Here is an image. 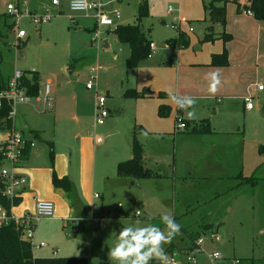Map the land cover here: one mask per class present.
Here are the masks:
<instances>
[{
  "label": "rangeland",
  "instance_id": "374dc122",
  "mask_svg": "<svg viewBox=\"0 0 264 264\" xmlns=\"http://www.w3.org/2000/svg\"><path fill=\"white\" fill-rule=\"evenodd\" d=\"M8 1L10 0H0V75L8 79L14 76L16 69L20 71L30 68L39 69L41 71L39 84L43 90L44 75L52 77L53 73L60 72L59 64L63 65L66 57L67 59L75 58V69L69 73L61 71L65 75L58 76L56 79L68 84L75 100L80 102L81 97L87 91L85 86L89 71L92 67H96L93 113L92 111L87 112L84 118L94 133L104 130L106 134H109L97 150L92 147L91 152H87L85 162L77 167L78 170L81 167L88 171V181L94 185L93 192L89 191V188L82 190L83 197L81 198L84 201L81 203L82 206H73L70 203L73 207L72 211L75 209L77 213L75 216L72 215L67 201L64 204L59 202V199L53 200L54 203L57 201L56 205L58 204V207L55 206L53 217L35 221L32 240L34 242L43 241L46 244L35 248L33 253L39 256L88 255L92 264H111L108 252L115 245L118 233L124 226L135 227L137 220L141 221L139 226L146 224L157 226L162 222V214H169L180 225V234L171 241L176 249L186 244L189 245L191 237L204 235L207 238L202 247L205 248L206 245L209 249H217L221 254L222 258L216 259L214 264H233L232 261L235 258L240 259V264L251 262L264 264V159L258 156V142L255 141L256 131L261 127L259 121H263L261 117H256L255 114L252 115L243 110V101L239 97L226 101L222 105L219 104L217 112L213 108L214 104L206 105L203 99L193 98L195 104L187 111H194L196 119L208 118L211 131L195 134V139H186L180 135L173 139V133L165 132L162 135L158 133L154 136L153 133H147L143 128L140 131L135 130L139 143L145 149L147 165L153 168L157 158L156 161L163 163L164 167L157 168L160 175L124 180L116 173V164L118 160H124L129 156L123 128L127 124L132 129V123L130 122L129 125L125 119L120 117L121 121H114L112 126L105 128L101 124H95L94 108L96 90L102 91L108 87L113 95L110 97L114 102L113 109H116L119 116L128 115L130 117L133 101H118L115 97L117 90L126 81L134 82L137 79L136 68L127 69L125 67L124 59L129 52L128 45L118 42L114 32L103 29V26L99 27L100 37L92 40L93 32L86 26L92 23L91 15L94 16V12L72 11L68 7L67 0H59L65 4L64 12L53 15L47 23L42 25L44 29L40 31H35L36 26L26 17H22L18 24L19 27L27 30L28 35L19 38L16 34L17 27L14 17L9 12V15H4ZM46 1L29 0L30 3L40 5V7ZM91 1L100 2L103 9L112 16L111 10L118 9L120 16L114 17L117 21L133 23L137 18L134 12L139 0ZM160 1L148 0L149 13L142 18L141 24L144 28L150 27V39L155 42L157 51H160V53L159 51L155 53V59L158 61V53L166 59L169 56L176 59L175 54L170 55L163 50L164 44L167 43L174 50L178 45L186 47L189 43L183 46L171 45L167 42L168 39L175 37V34L177 36V31L170 25L171 19L164 15V5L167 2ZM45 6L47 3L43 7ZM200 6L203 10V6L201 4ZM173 7L175 8L174 5ZM48 8L54 13L52 7L48 6ZM77 24L85 27L82 30L75 29ZM205 24H208L207 20H191L190 24L187 22V25L188 28L191 26L194 30L186 31L190 36L198 34L202 38ZM104 36L111 39L113 45L111 49L103 47L101 38ZM19 41L21 45L17 46L16 43ZM147 60L145 57L141 61L146 62ZM141 73L144 74L146 71L142 70ZM245 83L249 86L253 84L254 89H257V83L264 85V61L259 64L257 71L253 70L251 76L245 79ZM259 92L264 94V90ZM39 96L44 104H48L43 100L42 94ZM263 98L264 96L259 97V95L253 97L255 107L260 108L258 104L264 103ZM223 99L220 96L221 102ZM72 100L66 102L65 106L72 104ZM105 107L108 113L112 110L107 103ZM262 112L263 118L264 110ZM182 115L187 117L186 113ZM46 116V114L42 118L34 116L28 122L30 125L45 129V134L48 135L52 123ZM159 119V129L164 131L173 129L172 117ZM16 123L17 126L24 124L21 116L16 117ZM71 123L70 119L64 121V124L56 131L59 148L54 150V156L57 157V166L60 169L71 168L68 165L69 161L66 158L63 143L66 137L72 134ZM262 127L264 128V121ZM3 130L0 128V134ZM184 131L187 130L184 129L179 134ZM241 139L243 150L241 172L238 168L222 167L223 165L219 162L225 163L221 155L227 158L228 162H232L233 151L238 148ZM45 155L44 152L33 153L29 162L31 166L27 173L29 185L38 194L54 190L50 180V170L45 167L48 162L47 155ZM255 162L258 168L252 172ZM168 164H170L169 167H167ZM189 172L191 175L187 177ZM241 174H253L254 179L243 181L239 176ZM94 192L96 195H93ZM97 193H99L98 196ZM25 202L28 204L26 200ZM25 209L29 207L16 206L14 213L22 214ZM33 209L29 210L33 211ZM100 217H102L103 224H100ZM73 224L77 226L76 232H72ZM212 230L218 234L219 240L210 238ZM168 245L169 243L165 244L164 249ZM53 248H58L57 252L56 250L54 252ZM171 250L172 247L167 253H171ZM198 256L206 264L205 257L202 254ZM207 262L210 264L209 260Z\"/></svg>",
  "mask_w": 264,
  "mask_h": 264
},
{
  "label": "crops",
  "instance_id": "0c3cea01",
  "mask_svg": "<svg viewBox=\"0 0 264 264\" xmlns=\"http://www.w3.org/2000/svg\"><path fill=\"white\" fill-rule=\"evenodd\" d=\"M19 1L21 0H15V1L10 0L8 2H19ZM165 1L167 3H165ZM246 1L247 0H237V2L239 3H244ZM59 2H60L61 12H64L65 4L62 3L61 1ZM160 2L166 4L164 5L163 12L164 15L168 16L171 19V22H173L172 15L167 12V7L169 5L175 6L176 12H178V14L181 17V20L178 23L179 29L183 30L184 32L189 29L187 22L190 24V21L194 19H202L205 21L207 20V14L204 11V8L203 10L202 8H200L201 7L200 4L202 5V0H161ZM46 3L49 4L50 0H47L45 4H43V6L46 5ZM67 4H68V0H67ZM43 6L41 5L40 7V5L30 3L29 0H25V4H24V7L28 8L29 10H42ZM4 15H9L8 11H5ZM134 15L136 16V11L134 12ZM91 17L93 18L92 23L89 26L87 25L86 28H88V30H92L93 32L96 22L94 16L91 15ZM76 22L78 23V18L76 19ZM118 23H127V22L120 20L118 21ZM182 23L185 24L182 25ZM43 24L44 23L34 24L36 26L35 31H40L41 29H44L42 27ZM166 25H168V23H166ZM83 27L85 26L81 24H77L75 29L82 30ZM103 27H104L103 29L105 30L113 31L107 26L103 25ZM224 27L225 30L229 31L232 34V37L225 42L221 38H215L214 40H209V41H201L200 35L192 34V36H190L189 33L186 31L189 36L188 46L180 47L178 45L176 46V49L173 50V48H171L170 46H168L167 43H165L163 50H165V52L169 53L170 55L175 54L176 59L170 56L166 59V57L159 55L160 51L158 50L159 53H158V58H157L158 61H157L155 59V55H156L155 53H157L158 51L155 42H153L152 40L153 43V47L151 48L152 52L150 51V54L146 57L148 60L146 62L140 61L137 66L131 67V69L136 68L137 79H135L134 82L126 81L124 85L119 90H117L115 95L118 101H129V100L133 101V109H132V113L130 114V117H128V115H125V117L122 115L119 116L116 109L115 108L113 109L114 102L112 101V98H110L113 95L108 87H105V89H103L102 91L96 90L97 94L100 93L106 96L105 105L107 103V106L110 109L112 108V110L108 113V115L104 118L103 122L101 123L96 122L94 116L95 124L96 123L101 124L102 126H105V128H108L112 126L114 121L115 122L121 121L120 117L122 119H125L129 125L130 122L132 123V129L130 126H127V124H125L123 128V130L125 131L126 141L128 144V151H129V156L126 158H129L131 156L130 147H131L132 138L135 137L137 139L136 133L134 131L135 130L140 131L142 128L147 133H153L154 136H157L158 133L162 135V133L168 132V133H173V139L178 137L179 135L186 139H195L196 136L195 134L198 133H190L184 131V133L179 134V132L183 131L184 128H179V129L176 128V119L177 117L186 119L187 117L182 115L183 113H186V111L178 107L175 104V102L170 99L169 92L180 97L190 96L192 98L203 99L204 100L203 102H205L206 105L214 104L213 108L215 109L216 112L219 110V104L222 105L226 101H230L233 98L239 97L243 101V110L249 112V114L252 115L255 114L256 117L260 116L261 120L264 121V117L262 118V113H263L262 111L264 110L263 102L258 104L260 108L255 107L254 103L251 108H245L244 106V96L248 94L253 95V97L254 96L258 97V95L259 97L264 96V94H260L259 92L264 90V85L262 89H258V88L254 89L253 84L249 86L248 84L245 83V79L251 76L253 70L257 71V67L259 66V64L264 61V20L257 19L256 17H254L252 13L251 14L247 13L246 9L243 8L242 5H240V7H237L236 2L232 0L226 3V22ZM224 27L220 22L214 23V29L216 32L222 31ZM175 30L177 31V28H175ZM193 30L194 28H192L191 30L189 29V31H193ZM26 35H28L27 30H26ZM26 35L24 37H26ZM105 39L107 40L106 44H104ZM116 40H118L117 37ZM235 40L237 42H234ZM22 42H24V40ZM101 43H103V47L107 49H111L113 46L111 39L108 36H104L103 38H101ZM223 47H226L227 49L228 64L224 66L211 65L210 64L211 54L213 52L222 51ZM114 56L117 55L114 54ZM161 57H163V59ZM75 61H76L75 58L67 59L66 57V60L64 61L63 65L59 64L58 70H60L59 72L60 74L55 72L52 74V77L44 75L45 82L43 85V90L39 84L38 95L32 96L29 102L20 103L16 106L14 129L19 130L24 134V136L32 139L35 143L33 146L29 147V152L26 158L25 159L22 158V160L19 162L18 170L26 177V182L18 189V193H19L18 196L20 199L19 202L12 207L13 213L16 206L19 208L20 206H23L25 208L29 207V209L32 210L34 206V198L38 197V198L51 199V200H55L56 198L59 199V202L61 201L64 204H66L67 201L68 207L71 210L72 215L75 216V214H77L75 213V209L72 211L73 207L70 205V200L68 199L66 193L62 189L54 187V190H52V192L45 194H41V193L38 194L34 192L33 188H31V186L29 185L27 173L31 166L29 162L31 161V156L33 153L44 152L47 155L48 162L45 165V167H47V169L50 170V180L53 172H55L57 175L60 176L67 175L68 177H70V179L73 181L75 192L77 193V200L74 205L82 206L81 203L84 202L81 198V196L83 197L82 190H86L89 188V191L93 192L92 190L94 188V185H92L91 181H88V177H89L88 171L83 170V168L81 169V167L80 170H78L77 167L85 162L87 157V152H91L92 147H95V149L97 150V148L100 147L102 142H104V140L107 138L109 134H106L104 130H98L94 133L93 130L88 127L87 122L84 118L87 112L92 111L93 113V104H94L93 92L95 91L93 89L95 87L87 88L85 86L87 89L86 94L83 97H81L80 102H77V100H75L74 94L72 93V90L70 89L71 87L68 84H65L59 81L58 79H56L58 76L65 75L61 71L69 73L70 71L75 69L76 67ZM30 69L37 70L39 72V75H41L40 73L41 71L39 69L36 68H30ZM142 70H145L146 73L142 74L141 73ZM211 74H218V79L220 80V84L218 85L217 91L214 94L209 91V86L211 83ZM9 79L11 78H8L7 80ZM46 84L49 85V92L50 94H52L53 97L51 104H44L39 96L40 94H42L43 96L45 92ZM143 86L152 89L153 93L150 95H144L139 97L123 95V92L126 88L141 89V87ZM158 91H163L166 92L167 94L164 96H160L158 95ZM220 96L224 98L222 102L220 100ZM70 100H72V104H70L69 106H65V103L69 102ZM161 102L167 103L171 106V111L167 116H160L157 113L158 104ZM45 114L47 115L46 118L52 123V128L50 133H48V135L45 134V129L30 125L28 122V120L33 118L34 116H39L42 118L43 116H45ZM17 115L21 116L23 119L24 124L21 126H17L16 123V117H18ZM163 117L173 118L174 124L172 130L169 129L168 131H164L163 129L158 128V121L160 120L159 118H163ZM69 119L72 121L70 126L72 134H69L66 137V141L63 143L65 144L66 158L69 161L68 165H70L71 168L60 169L57 166L58 164L57 157L54 156V150L59 148L56 141L57 140L56 131L58 130L59 127H61L64 124V121H68ZM263 121H259L261 123V127H259V129L256 131L255 141L258 142L257 145L258 156H262L264 159V149L262 152L258 151L259 145L264 144V128L262 127ZM3 124H5V122ZM0 128L4 129L3 133L0 134V142H2L6 138L10 128H8L5 125L3 126L1 124H0ZM49 141H51V149L53 151L52 157H50L49 154L50 151ZM216 152L217 154H219L218 150H216ZM242 152L243 150H242V139H241V142L238 144V148L233 151L234 157L232 158V162H228V159L225 158L223 155H221V159L222 161H224L225 164H223V162L222 163L219 162V164H222L223 165L222 167L227 166L228 168L232 167L233 169L238 168L239 172H241L240 170L242 169V165H243ZM144 160H145L144 161L145 165L148 166L149 168H152L146 163L147 161H146L145 149H144ZM156 160L157 158L155 159L156 164L155 166H153V168L154 170L157 171L158 169H161L164 166H162L163 163L161 162L158 163V161ZM259 160L260 157L258 161ZM3 163H5V161H3ZM169 166L170 164H168L167 167ZM256 168H258V165L255 162L253 164L252 172H254ZM190 175L191 174L189 172L186 176L190 177ZM120 177H122L124 180H126V178H130L124 176H120ZM120 177L119 179H122ZM93 195H96V193L94 192ZM98 195L99 193H97V196ZM25 200L28 202L29 205L25 202ZM56 202H55V206L58 207V204L56 205ZM29 209L23 210L22 214L18 213V215L16 214V216L22 217L24 214H32L34 209L33 211H30ZM219 239L220 237L216 240ZM171 244H172V250L170 251L171 253L169 252L167 253L168 256L175 255L177 257H180L181 252H183L184 250L183 247L188 246V244H186L183 247L181 248L179 247L176 249L174 244L173 243ZM54 250H56L57 252L58 248H55ZM213 250H217V249H209L205 245L204 250L199 251L197 253L195 264H205L203 260H200L198 256L199 254H202L203 257H205L207 264L208 263L207 261L209 260V258L207 257V252H211ZM220 258L222 257L220 256L217 259ZM236 259L237 258H235L234 261H232L233 264H236L235 263ZM214 261H216V259H214L213 261L209 260L210 264H214Z\"/></svg>",
  "mask_w": 264,
  "mask_h": 264
},
{
  "label": "trees",
  "instance_id": "16d2710c",
  "mask_svg": "<svg viewBox=\"0 0 264 264\" xmlns=\"http://www.w3.org/2000/svg\"><path fill=\"white\" fill-rule=\"evenodd\" d=\"M229 0H202V6L207 14L208 24L205 27L204 34L201 41L214 40L215 38H221L224 42L232 37V34L223 28L222 31L216 32L214 29V23L220 22L224 27L226 22V3ZM237 7L242 5L243 8L249 9L254 17L264 20V0H247L244 3H239L234 0ZM149 13L148 0H140L136 8V20L133 23H118L116 27L112 28L117 39L121 43H126L129 47V52L124 59L125 67L131 68L138 65V63L150 54L151 47L149 31L150 28H144L141 24L142 18ZM95 27V26H94ZM93 27V28H94ZM168 43L171 45L180 44L186 46L189 43V39L186 33L177 27V36L168 39ZM20 45V41L16 43ZM210 64L215 66H224L228 64V53L226 47H223L220 52H213L210 58ZM40 75L37 70L25 69L22 70L21 75L17 78L18 86L24 88L26 93L31 96L38 95ZM9 80L4 79L0 75V89L8 86ZM153 90L143 86L141 89L126 88L123 92L124 96H144L150 95ZM166 92L158 91V95L164 96ZM10 109V105L7 102H3L0 106V124L5 125L8 128L13 127L11 120L7 117V113ZM171 111V106L167 103H159L157 107V113L160 116H167ZM185 122L184 129L190 133H203L211 131L208 118H193L183 119ZM5 122V124H3ZM50 144V157L53 156V151ZM131 156L127 159L120 160L116 164V173L119 176L130 177L133 179L145 176L160 175V173L152 168H149L144 163V149L142 144L133 137L131 140ZM264 146L259 145V151L262 152ZM29 152V146L23 149L21 158L25 159ZM4 161V156L0 151V165ZM243 181H253V174H241L239 175ZM51 181L54 187L62 189L70 203L75 204L77 200V193L75 192L73 181L67 175H57L52 173ZM3 181L0 178V204L9 208L10 199L2 192ZM19 196H15L13 204L19 202ZM36 222L33 223L35 227ZM211 225V224H210ZM161 229L164 227L163 223L157 225ZM211 228V226H209ZM211 232H215L212 230ZM201 235L191 237V243L188 246L183 247V253L190 251L192 248L197 247L195 240ZM172 244L170 243L165 252L170 250ZM251 260V259H250ZM0 264H92V260L88 255H49L39 256L33 253L30 246V241L22 235V227L19 222L11 220L9 223L0 226ZM150 264H160L159 261L153 259ZM236 264H240V259L237 258ZM250 264H253L252 262Z\"/></svg>",
  "mask_w": 264,
  "mask_h": 264
},
{
  "label": "built area",
  "instance_id": "2783aa9c",
  "mask_svg": "<svg viewBox=\"0 0 264 264\" xmlns=\"http://www.w3.org/2000/svg\"><path fill=\"white\" fill-rule=\"evenodd\" d=\"M25 0L19 2H8L6 4V9L14 17L17 27V37L23 38L26 35V29L19 27V20L22 17H26L34 24H42L49 21L53 15L61 12L59 0H50L47 6L43 7L42 10H29L24 7ZM48 6L53 8L54 13L49 11ZM68 7L72 11H93L94 18L96 22V27L92 33V40H97L100 37L101 26H107L109 28H114L118 24V21L114 17H119L120 12L118 9L114 8L111 10L113 16L108 13L107 10L103 9L100 2L96 3L91 0H68ZM167 12L172 15L173 22H171L172 27H179L178 23L181 20L180 15L176 12L172 5L167 7ZM247 13H252L249 9H246ZM191 30L192 27L189 26ZM150 47H153V43H150ZM95 71L96 67H92L89 71V77L86 81L87 88L95 87ZM22 71L16 70L14 76L9 79L8 86L6 88L0 89V106L3 102H7L10 105V109L7 113V117L11 120L13 127L10 128L6 138L0 142V151L4 156L5 163L0 165V178L3 181L2 192L8 196L10 199L9 208L0 204V226L9 223L11 220L19 222L22 227V235L30 241L31 249L44 246L46 243L43 241L34 242L32 240L35 221H39L41 218L53 217L55 212V203L51 199L44 198H34V212L32 214H24L22 217L16 216L12 211L13 199L18 196V189L26 182V177L19 172V162L22 160L23 149L27 146L31 147L34 145V141L30 138L24 136L22 132L14 129V118L16 114V106L20 103H27L32 98L31 95L26 93L24 88L18 86L17 78L21 75ZM258 89L263 88V84H257ZM43 100L48 104L52 103L53 97L49 92V85L46 84L45 92L43 94ZM106 96L104 94H96L95 99V119L96 122H103L104 118L108 115V111L105 107ZM244 106L245 108H251L253 106V95L248 94L244 96ZM185 122L180 117L176 119V128H184ZM138 212V211H137ZM138 214V213H136ZM100 224H103L102 217H100ZM77 230V226L73 224L72 232ZM207 237L204 235L199 236L195 242L197 247L192 248L190 251L184 252L183 256L177 257L175 255L168 256L172 261V264H195L196 255L195 253L204 250L202 243ZM210 238L216 240L219 238L216 232L210 234ZM55 251V250H54ZM221 255L218 250H213L207 252V257L210 261L219 258ZM237 259L235 260V263Z\"/></svg>",
  "mask_w": 264,
  "mask_h": 264
},
{
  "label": "clouds",
  "instance_id": "9594fccd",
  "mask_svg": "<svg viewBox=\"0 0 264 264\" xmlns=\"http://www.w3.org/2000/svg\"><path fill=\"white\" fill-rule=\"evenodd\" d=\"M219 84L218 74H211L209 91L214 94ZM169 97L186 111L189 119L195 117L194 111H187L195 104L192 97H180L171 92ZM161 221L163 229L151 224L139 226L141 224L139 220L136 221L135 227L124 226L118 233L115 245L108 252L111 264H150L153 259L160 264H172L164 245L180 234V225L169 214H162Z\"/></svg>",
  "mask_w": 264,
  "mask_h": 264
},
{
  "label": "water",
  "instance_id": "95a60500",
  "mask_svg": "<svg viewBox=\"0 0 264 264\" xmlns=\"http://www.w3.org/2000/svg\"><path fill=\"white\" fill-rule=\"evenodd\" d=\"M106 42H107V40L105 39V40H104V44H106Z\"/></svg>",
  "mask_w": 264,
  "mask_h": 264
}]
</instances>
